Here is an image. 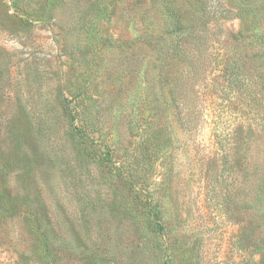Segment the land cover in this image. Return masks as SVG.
Wrapping results in <instances>:
<instances>
[{
  "label": "rangeland",
  "instance_id": "rangeland-1",
  "mask_svg": "<svg viewBox=\"0 0 264 264\" xmlns=\"http://www.w3.org/2000/svg\"><path fill=\"white\" fill-rule=\"evenodd\" d=\"M19 5L0 1V264H264L263 126L243 135L246 171L226 165L222 128L176 126L158 3Z\"/></svg>",
  "mask_w": 264,
  "mask_h": 264
},
{
  "label": "trees",
  "instance_id": "trees-1",
  "mask_svg": "<svg viewBox=\"0 0 264 264\" xmlns=\"http://www.w3.org/2000/svg\"><path fill=\"white\" fill-rule=\"evenodd\" d=\"M2 1L14 6L23 2ZM154 1L164 22L157 33L169 46L158 49L159 98L168 105L182 131L192 134L206 127L213 132L222 128L219 140L226 165L246 171L250 155L246 153L245 130L254 133L261 125L264 129V0ZM234 19L251 24L252 30L216 35L219 22ZM215 43L223 45L219 52L212 47ZM248 86L254 90L251 92ZM250 98L256 101L255 116L261 121L255 123V129L243 124L248 110L253 112ZM1 168L0 158V173ZM223 171H227L226 166ZM257 188L264 194V181ZM150 192L149 212L157 222L161 208ZM263 197L259 195L256 202L264 204Z\"/></svg>",
  "mask_w": 264,
  "mask_h": 264
}]
</instances>
